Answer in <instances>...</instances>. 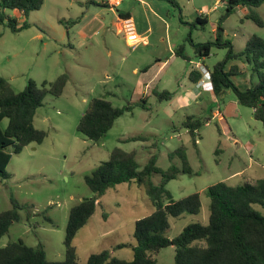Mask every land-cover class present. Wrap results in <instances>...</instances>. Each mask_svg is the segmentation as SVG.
Returning <instances> with one entry per match:
<instances>
[{"label": "rangeland", "instance_id": "1", "mask_svg": "<svg viewBox=\"0 0 264 264\" xmlns=\"http://www.w3.org/2000/svg\"><path fill=\"white\" fill-rule=\"evenodd\" d=\"M153 1L155 5L149 7L126 0L125 6L137 7L140 16L144 9L162 14L172 25L171 31L163 34L164 43L149 35V46L137 48L129 47L114 29H99L98 33L95 29L83 39L79 31L104 8L87 4L89 0H48L39 11L22 19L23 22L13 11L7 12L20 26L28 22L30 27L14 33L6 24H0V77L8 80L16 93L24 91L30 79L39 87L62 75L69 79L63 94L60 97L48 94L36 112L34 126L47 134L43 143L29 145L20 154H13L7 167L10 178L0 180V213L12 209V197L23 207L19 222L13 223L0 239V248L22 240L35 248L41 244L49 261L65 260L64 241L70 210L95 196L85 177L108 161L115 148L136 151L140 170L155 156L156 165L167 171L173 165L182 167L180 159L177 156L172 159L170 154L181 146L186 147L194 174H179L166 188L175 200L199 193L202 208L197 215L185 213L170 217V228L165 235L171 239L189 224L209 223L207 192L210 186L222 181L232 186L256 184L264 178V126L254 118V110L239 104L232 90L215 100L208 75L202 88L203 105L194 102L186 105L184 85L188 82H183V76L192 65L174 58L167 49V40L177 41V48L189 32L180 24V13L184 21L192 22L200 9H207L204 14L211 23L198 32L203 42L211 39L212 24L227 15L224 37L232 43L235 53L242 52L253 35L264 38V27L247 19L244 10L235 8L228 14L223 0H176L177 7L169 0ZM87 8L91 10L88 12ZM137 10L133 12L136 18ZM102 11L108 20L113 16L107 8ZM255 12L264 21V7ZM197 35L194 31L196 42ZM185 53L195 64L199 61L188 43ZM227 53V48H213L206 60L208 67L212 69L223 61ZM156 54L162 58L161 65L155 62ZM232 80L246 90L258 78L253 76L252 66L244 63L243 74ZM163 89L175 92L172 100L158 101L153 92ZM143 97L148 109L139 106ZM94 98H104L117 108L132 106L98 142L87 139L77 130ZM208 107L218 109L221 119L212 118L205 123L195 145L190 134L179 128L188 116L207 118ZM7 125L6 119L2 127L5 129ZM134 137L142 139L125 142ZM161 182L162 175L157 173L141 187L121 184L100 197L95 214L74 240L79 262L83 264L90 255L106 249L112 251L113 257L131 261L132 247L136 245L135 223L155 210L146 194L148 184ZM252 207L264 215L261 205ZM119 244L128 247L114 250ZM175 249L174 246L162 249L156 256L157 263L175 264Z\"/></svg>", "mask_w": 264, "mask_h": 264}, {"label": "trees", "instance_id": "2", "mask_svg": "<svg viewBox=\"0 0 264 264\" xmlns=\"http://www.w3.org/2000/svg\"><path fill=\"white\" fill-rule=\"evenodd\" d=\"M169 1L175 7L178 6L176 0ZM44 3L45 0H0V24H6L14 33L28 29V22L20 26L18 20L7 12L18 11L28 17L30 13L39 11ZM238 6L248 10L245 16L247 19L264 27V21L255 12L264 7V0H229L227 13L231 14ZM226 18L227 15H224L219 19L213 41L194 45L195 56L202 60L210 57L213 48L228 49L224 60L208 71L214 95L219 100L227 90H232L239 104L253 109L254 118L264 126V38L253 35L244 50L235 53L232 43L224 37L223 24ZM207 24L206 18L199 16L190 25L204 30ZM191 41L190 33L186 41L176 48L175 55L190 61L185 53V43ZM238 60L249 63L253 76L258 78L257 83L252 82L251 87L246 90H242L232 80L243 74L240 67L233 65L227 69L230 62ZM203 78L201 70H193L190 74V80L195 84ZM68 79L67 75H62L54 82H44L41 87L30 79L24 91L16 93L10 82L0 77V180L10 178L7 167L13 154H20L29 145L43 143L47 134L34 126L36 112L43 106L48 94L55 97L63 94ZM153 94L160 102L170 101L174 96V93L167 90L154 91ZM139 106L147 109V101L142 100ZM131 110L132 106L117 108L104 98H94L77 130L87 139L98 142L114 127L117 119ZM6 119L8 125L4 129L2 123ZM209 120L208 117L188 116L179 129H185L197 145L200 130ZM141 139L142 137H134L125 142ZM176 156L181 161V168L173 165L163 171L156 165L157 158L153 156L144 169L140 170L136 151L126 152L115 148L108 161L101 163L91 175L85 177L86 184L95 196L84 199L70 210L64 241L65 260L49 261L41 244L35 248L20 240L0 248V264H81L74 240L95 214L99 198L121 184H137L141 187L157 173L162 175V182L159 185L149 183L146 191L155 210L135 223L136 245L132 247L134 258L131 261L121 260L113 257L112 251L106 249L90 255L83 264H158L156 256L169 246L176 248L175 264H264V215L252 207L259 204L264 209V178L256 184L232 186L222 181L210 186L207 192L210 198L209 223L189 224L173 239L165 235L170 228V217L177 218L185 213L197 215L202 208L199 193L175 200L166 188L179 174H194L185 146L170 154L172 159ZM11 202L12 209L0 213V239L9 232L13 223L20 220L19 211L23 207L13 197ZM47 220L52 223L50 218ZM125 247L128 245L119 244L114 250Z\"/></svg>", "mask_w": 264, "mask_h": 264}, {"label": "crops", "instance_id": "3", "mask_svg": "<svg viewBox=\"0 0 264 264\" xmlns=\"http://www.w3.org/2000/svg\"><path fill=\"white\" fill-rule=\"evenodd\" d=\"M48 0H45V4ZM136 1L138 4H140L141 6H149L151 7V5H155V1L153 0H134ZM109 2L110 0H89V2L87 4H90L91 6L93 7H96V8H99L100 5H102L104 8H102L98 13H96L93 17H92V21L90 22V24H88L87 27H85L83 30L79 31L81 37H83V39L87 38V33H89L90 31H94L96 29V33H98L99 29H104V30H115L116 31V34L117 35H120L122 36V34H120V31H119V17H131L134 22H136V29H137V33L138 35L145 39L146 43H142L140 44L139 46H146L148 45L149 46V35L150 36H155L157 37L158 39V42H161V43H164L165 40H164V37H163V34L164 33H170L171 31V28H172V25L167 21L166 17H164L162 14L160 13H156L155 11L153 12H150V11H146L144 9L143 13L141 14V16L138 14V10H137V7L135 8V6H132L130 5L129 8H127V6H125V2L126 0L122 3V5L118 8V10H111L110 6H109ZM218 2V1H217ZM223 3L227 4V2H225L223 0ZM44 4V6H45ZM204 7H208V4H204ZM91 8V7H90ZM90 8H87V11L89 12L91 9ZM108 9L109 12L112 13V17L110 20H108L103 14H102V10H105V9ZM236 9H239V10H244L245 11V15L248 14V10L245 8V7H241V6H238L236 7ZM137 10V18L134 16V11ZM207 9H200L197 14L194 16L193 20H191L192 22H186L184 21V17L182 15V13H180V24L183 25L185 28H188L189 29V32L187 34V37L183 38V43L186 41V39L188 38L189 34L191 33V36H192V41L191 42H187L188 44H190L191 48H192V52L193 54L195 55V44H199V43H206L208 41H213L215 39V31L217 29V24H212V28H211V32H212V36H211V39L208 40V41H200L199 40V33L200 29L196 28V27H192L190 24L193 23L197 17H202V18H206V20L208 21V24L211 23V20L209 19V17L207 15L204 14V11H206ZM152 11V10H151ZM17 18L23 19H27L28 17H26L23 13L21 12H18V11H13ZM170 15V12L168 13L167 16ZM224 16V15H223ZM22 21V22H23ZM207 24V25H208ZM179 31V29H177ZM194 31L197 32V42L194 40ZM68 35H69V32H68ZM225 35V34H224ZM123 37V36H122ZM124 38V37H123ZM179 41V40H178ZM176 42H170L167 40V49L169 50V53L172 54V56L174 58H178L176 55H175V50H176ZM181 43V44H183ZM185 43V44H187ZM179 44V45H181ZM138 46V47H139ZM185 52H186V49H185ZM188 57L191 58V56L189 55ZM182 59V58H180ZM183 60V59H182ZM207 58H204L202 60L199 59V61L195 64L193 60H190L188 62H190V64L192 65V67L186 72L184 73V83L188 82L187 85H184V89H185V96H184V101H185V104L186 105H189L191 102H194V104H198V106H202L203 103H204V97H203V93H202V88L204 87L205 85V78H203L201 81L204 82V84L201 86V87H198V84L201 83V81H199L198 83H193L191 82L190 80V74L193 70H197V71H200V69L203 67L204 69H206V73H203L204 74V77L205 75H208V71L211 70V68L208 67L207 65ZM155 62L157 65H161L162 64V58L160 56V54H156V57H155ZM244 63H247V62H244V61H232L230 62V64L228 65V70L231 68V66L233 65H238L243 73V69H244ZM155 64V66H156ZM249 64V63H248ZM164 66V64H163ZM213 68V67H212ZM147 69H144V71H146ZM212 86V85H211ZM156 91V90H155ZM164 91V89H163ZM168 91V90H167ZM213 91V90H212ZM173 93V92H172ZM175 93V92H174ZM214 94V92H213ZM175 95V94H174ZM215 97V100H218L216 98V96L214 95ZM142 100H146V97L142 98ZM141 100V101H142ZM172 100V99H171ZM205 108V106L203 107ZM148 109V107H147ZM207 111L210 113L208 118L211 120L212 118L214 119V121H217L219 119H221V117L219 118V115L220 114V111L216 108L212 109L210 107L207 108Z\"/></svg>", "mask_w": 264, "mask_h": 264}, {"label": "built area", "instance_id": "4", "mask_svg": "<svg viewBox=\"0 0 264 264\" xmlns=\"http://www.w3.org/2000/svg\"><path fill=\"white\" fill-rule=\"evenodd\" d=\"M125 0H110L109 6L111 10H116L122 5ZM119 31L124 37L127 45L132 48H137L140 44L146 43L145 39L141 38L136 29V24L131 17H119ZM203 73H206V69L203 67L200 69ZM204 84L203 81L198 84L201 87Z\"/></svg>", "mask_w": 264, "mask_h": 264}]
</instances>
